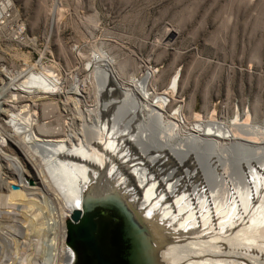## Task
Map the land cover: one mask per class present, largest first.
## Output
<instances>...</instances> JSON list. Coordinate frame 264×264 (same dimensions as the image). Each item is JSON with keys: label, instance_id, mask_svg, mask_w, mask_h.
Returning <instances> with one entry per match:
<instances>
[{"label": "bare ground", "instance_id": "bare-ground-1", "mask_svg": "<svg viewBox=\"0 0 264 264\" xmlns=\"http://www.w3.org/2000/svg\"><path fill=\"white\" fill-rule=\"evenodd\" d=\"M36 65L24 74L0 70V264H10L6 254L11 264H46L36 258L43 239L52 264H77L68 228L90 203L127 212L148 264H264L261 128L192 122L179 106L178 74L150 92L155 71L127 77L106 53L67 90L68 77ZM59 95L62 105L53 102ZM25 100L42 101L39 111L23 116Z\"/></svg>", "mask_w": 264, "mask_h": 264}, {"label": "rangeland", "instance_id": "rangeland-1", "mask_svg": "<svg viewBox=\"0 0 264 264\" xmlns=\"http://www.w3.org/2000/svg\"><path fill=\"white\" fill-rule=\"evenodd\" d=\"M12 2L11 25L22 23L26 38L16 41L10 28L0 30V70L24 74L39 64V72L50 70L63 80L69 78L67 90L79 70L82 79L89 74L83 69L91 67L90 60L106 53L127 77L139 80L149 69L155 71L150 92L171 87L178 74L179 106L192 122L238 119L264 131V0ZM53 6H58V14L52 28ZM168 30L171 37L166 36ZM59 96L53 102L62 105L64 96ZM41 105L42 101L25 100L18 110H25V116L27 109L39 111ZM71 106L76 108L75 103ZM261 133L256 136L259 141ZM201 199L202 195L197 198ZM46 241L37 245L36 258L52 264L55 252ZM6 255L4 260L11 264Z\"/></svg>", "mask_w": 264, "mask_h": 264}, {"label": "water", "instance_id": "water-1", "mask_svg": "<svg viewBox=\"0 0 264 264\" xmlns=\"http://www.w3.org/2000/svg\"><path fill=\"white\" fill-rule=\"evenodd\" d=\"M71 219L67 240L77 264H148L144 235L120 205L90 203Z\"/></svg>", "mask_w": 264, "mask_h": 264}, {"label": "built area", "instance_id": "built-area-1", "mask_svg": "<svg viewBox=\"0 0 264 264\" xmlns=\"http://www.w3.org/2000/svg\"><path fill=\"white\" fill-rule=\"evenodd\" d=\"M14 14V5L12 0H0V29L10 28L16 33V41L24 40L26 38L25 28L22 23L11 25Z\"/></svg>", "mask_w": 264, "mask_h": 264}]
</instances>
